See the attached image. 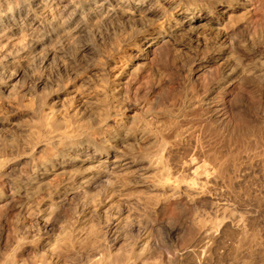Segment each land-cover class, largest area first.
<instances>
[{
	"label": "rangeland",
	"instance_id": "374dc122",
	"mask_svg": "<svg viewBox=\"0 0 264 264\" xmlns=\"http://www.w3.org/2000/svg\"><path fill=\"white\" fill-rule=\"evenodd\" d=\"M78 1L0 0V264H264V0H116L94 23ZM123 138L166 184L112 170ZM61 152L104 173L60 189ZM189 166L217 192L182 195Z\"/></svg>",
	"mask_w": 264,
	"mask_h": 264
},
{
	"label": "bare ground",
	"instance_id": "6f19581e",
	"mask_svg": "<svg viewBox=\"0 0 264 264\" xmlns=\"http://www.w3.org/2000/svg\"><path fill=\"white\" fill-rule=\"evenodd\" d=\"M35 1L36 0H34V2ZM117 1L116 0H79L78 4H80V6L79 7L75 6V9L72 11L73 15H72L71 21H73V20L78 21L80 18H82V20H81L82 23H86V21H89V20H91L90 22L94 23V21H96L97 19H100V20L104 21L107 18H109L110 13L112 12V6H113L112 2L114 3V2H117ZM46 6H47V4L43 3V2H41V4H38V5L36 3L37 9L39 8L41 11H44ZM129 8H130V6H129ZM46 10H48V9L46 8ZM186 13L190 14L191 12L190 11L189 12H182L181 14H186ZM190 15H192V13ZM68 23L70 24V22H68ZM2 26H16V23L14 21L12 22L6 15H0V28ZM68 26L69 25H66L63 28H61V31H62L63 34H67L69 32L67 30L69 28ZM2 37L3 36H2L1 31H0V42L3 41ZM155 40H157V39H155ZM36 43L38 44V42H36ZM142 51H144V49ZM169 123H170L169 125H171V131L174 134V137L177 134H179L180 132H181V136L184 134L185 129L184 130L182 128L179 129L173 123H171V122H169ZM55 125H56V123H55ZM46 126H47V128H45L44 134L48 138V140L49 139L51 141H54V140L57 141L58 140L62 144H65V143L70 144V143H72L74 141L73 142L74 144H72V146H76V143H77L76 139H78L80 136H82V134L85 131L89 135L93 131L92 130L93 128L91 126H88L87 124H84V123L83 124L82 123L78 124L75 127H70V126H66V125H64V127H62V126L58 127L57 125L54 126V125H51V124H47ZM168 126L164 124V128H166ZM142 137H143V135H142ZM119 143L121 145V146L120 145L119 146H120V148H121V150L123 152L121 154H119V155H114L113 157H109V156L105 157V161L107 163H109V165H111L112 170H114V172L116 174H118L120 176V175H124V174H132L131 172H135L134 174H136L137 177L141 178L142 181H150L153 184H155V183L158 184L159 183V184H162V185L167 183V181L169 180L171 175L169 174V172H167L166 169H164L163 165L160 164V162L157 159H155V155H153L152 153H149L148 155L142 154V156L140 157L141 160H139V161H143L145 163L146 167H141L142 163H140L139 161L134 160L131 157L133 154L128 152L129 148H127L128 144H126V139L125 140H124V138H123V140L119 139ZM65 148L67 150L68 149H70V150L74 149L73 147H70V146H66ZM126 149H128L127 152H126ZM95 151L99 152L98 156H102L103 152L101 150H95ZM100 151H101V154H100ZM154 151H156V149ZM108 153L109 152H107L106 155ZM62 154L63 153L61 152V154L59 153V155H56V157L61 158L60 159L61 162L57 165L58 166L57 167V170H58L57 173L61 177V180H60L61 182H59V183H61V188L60 189H62L64 185H67V184L75 181L77 178L80 179L79 184H83L86 181H92L94 179V178H92L93 176H96L98 174H103L104 173V170L101 169L103 167H100L99 169H97L96 166L95 167L91 166L92 165L91 164L92 161H94L93 156H95L93 154H92V157H91V154H88V155L84 154V155H79V156L73 158V161H75V164H76V162L78 163L79 170H76V168L74 169L72 167L69 168L70 165H69L68 162L70 160H72V158L69 157V156L65 158V157H63L64 154H63V156H62ZM110 158H112V160H110ZM103 163H104V161H103ZM84 165H88V166L81 169V166H84ZM219 167H220V165L218 166V168ZM227 170H228V168H227ZM187 172H189L188 174H190V176H187L188 174H186L187 177L183 178L182 175H181L182 177L179 175L180 179L178 177H177L178 178L177 179L175 176H173V178L174 177L176 178L175 182H177L179 185L181 183L182 187L184 188V189L182 188L183 189V192L181 193L182 195H185L186 197H188V195L190 196L189 193H193V194L195 193V195L196 194H202V193H205L207 191H210V189H213L215 191V193L217 192L216 187L219 186L218 178L214 177V179H212L210 181V180H205V179H199V178L191 177L192 176L191 174L193 172L191 166H189L187 168ZM222 172H223V168H222ZM47 174H48V170H44V172L42 171V173H41V177L45 178V177H47ZM220 174H222V173H220ZM42 178H40V179H42ZM178 180H180V181H178ZM59 190H58V188H55L54 190H51V193L52 192L57 193ZM23 194L25 195L26 192H24ZM24 195H22V196H24ZM216 195H218V194H216ZM192 197H194V196H192ZM205 241H215V237L212 234L210 228H208V227H203L202 228V230L200 231L198 240H197V243L201 245L200 247H201L203 252L207 250L206 246L204 245ZM197 243H196V245H192L190 247V249L188 250V253H196Z\"/></svg>",
	"mask_w": 264,
	"mask_h": 264
}]
</instances>
